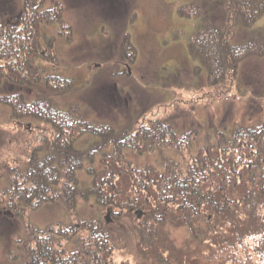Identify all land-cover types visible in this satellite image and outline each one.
<instances>
[{
	"label": "rangeland",
	"instance_id": "obj_1",
	"mask_svg": "<svg viewBox=\"0 0 264 264\" xmlns=\"http://www.w3.org/2000/svg\"><path fill=\"white\" fill-rule=\"evenodd\" d=\"M220 1L0 0V27L6 22L15 28V31L7 36L1 33L0 28V42L9 45L7 51L14 53L11 59L16 60L17 56L22 54L21 60H16L12 68L27 59L23 52L18 50L17 43L20 41V44L25 43V46H28L26 48L32 47L29 52L33 51V55L37 53L33 63L38 68L39 80L34 83L33 89L29 88L27 94H36L37 103L47 98V105L56 106L76 117L74 120H77V117L93 120L98 116L97 109L102 113L105 109V115L110 117L113 127H117L116 132L120 133L126 130L122 122L124 117L127 119L134 115L138 116L134 121L150 120L151 125L161 123L167 124L168 127L173 118V127L168 130L163 127L159 130V133L167 132V135L163 133L164 138L166 137L163 143L141 146L134 150L132 148L134 155H139L126 156L136 167L133 176L142 173V177L150 176L151 181L154 173L145 174V169L141 170L147 164L157 163L160 170L167 158L174 157L176 168L183 169L191 162H194V167L198 166L199 149L204 144L194 141L193 136H199L195 139H202L206 131L214 130L212 133H215L216 129L220 131L226 128L232 131L229 134L237 131L243 133L244 128L258 129L264 125V58L247 57L239 65L236 74L231 70L229 74L225 72L223 75L219 74L222 69L218 71L221 64L219 54L210 49L213 47L210 40L208 44L196 42L199 49L196 55H200V63L204 67L196 62L195 48L191 50L189 44L187 46L190 33L194 35L196 29L192 21H197L199 15L204 16V20L200 22L202 25H221L223 29H228L227 24L233 21L230 17L231 10ZM190 3H196L197 6L201 3L203 7L194 9L195 5H188ZM33 4L34 11L44 15L39 16L38 20L33 17L31 22L32 10H29L27 22L30 24L21 26L20 18L24 8H30ZM188 10H191L190 16L185 14ZM244 25L247 28L237 27L236 31L242 39L251 40L254 34L250 23ZM254 27H258V32L264 31V16ZM22 39L24 41H21ZM242 54L244 56L249 53ZM33 55L30 54V58H33ZM2 64L0 60V66ZM195 66H199L200 70ZM8 69L9 66L6 65L4 74L8 73ZM46 89L48 91H45ZM113 92L121 95L122 99L119 100L120 106L117 110L109 113L106 108L110 102L105 98ZM47 109L51 110L49 106ZM51 111L56 112L54 109ZM44 112L53 118V113ZM6 119L7 114L0 107V130L9 133L10 138L14 139L12 143L6 144V139L8 142L10 140L0 134V170L3 162L19 164L21 167L24 165L26 168L31 163L28 159L30 153L31 159H36L35 162L42 161V150L48 151L52 145L49 139L46 145L39 144L44 136L52 139L47 135L53 133V127L48 126H53L52 123L41 124L28 119L23 124L32 123V126L27 130L23 125V130H17L12 122L11 127L3 125ZM118 122L121 123L119 126ZM190 122L196 125L194 127L197 129L186 130ZM142 124H148V121H143ZM139 126V122H134L129 128ZM172 131L180 136L181 140L183 135H192L189 147L188 144H185L184 148L179 147L176 139L171 142V136L174 137ZM105 132L111 131L108 129ZM40 135L41 138H38ZM217 135L213 134L212 142L222 137H230L227 131ZM86 143V140L82 139L75 147L81 148ZM175 145L182 149L176 155L172 150ZM56 146L58 144L55 143V152ZM166 147L172 148L158 152ZM94 166L95 169H100L99 164ZM78 175L81 188L87 187L89 179L82 172ZM24 185L23 188L30 186L29 183ZM0 187H3L1 180ZM43 208L40 215L33 213L28 216L27 213V219L17 222L26 215L24 207L13 217L6 214L8 210L0 206V264H23L25 243L18 240L25 237V231L32 228V225L36 227L35 224L40 219V226L55 219L76 225L79 221L90 219H101L104 223L107 209L112 211L108 216L111 221L118 211L114 207L97 210L88 204L80 203L75 217L70 215V220L66 210L59 204ZM12 224L14 225L10 227ZM79 236L86 237L87 234ZM170 236L173 241L180 243L186 236V230H173ZM48 244L44 243L35 248L40 260L50 261L45 257V250L53 246ZM58 248L57 246L56 249ZM65 248L71 250L68 246ZM60 257L65 258V254L61 253ZM111 261L133 264L137 259L128 252L124 255L114 252ZM69 262L64 264H84L78 261Z\"/></svg>",
	"mask_w": 264,
	"mask_h": 264
},
{
	"label": "trees",
	"instance_id": "obj_2",
	"mask_svg": "<svg viewBox=\"0 0 264 264\" xmlns=\"http://www.w3.org/2000/svg\"><path fill=\"white\" fill-rule=\"evenodd\" d=\"M226 3L235 14L232 24H236V28H247L244 24L249 22L254 29V23L264 16V0H226ZM34 8V4L27 8L33 11L31 22L33 17L38 20L42 15ZM232 28L228 26L229 30ZM252 33L255 36L247 43L226 49L227 61L231 63L228 67L233 72L238 62L247 57H264V31L256 29ZM223 37L219 31V41ZM6 45L0 42L3 63L0 101L10 94L12 120L18 121L24 115L38 113L34 102L26 104L28 98L24 92L34 86L39 76L28 56L25 63L20 64L21 70L9 67L4 74L9 59V45ZM216 45L210 49L218 52ZM232 52L240 56H233ZM242 53L249 54L243 56ZM223 54L221 52V58ZM221 60L220 65H224L226 61ZM55 161L61 168L66 165V158L61 156ZM176 163L173 158L167 159L163 173L151 166L143 167L145 174L154 173L150 181V176L142 177V173L134 177L136 167L121 156L122 165L98 174L94 184L107 181L110 185L111 174L119 175L118 185L107 187V194L112 195L113 200L101 203L125 210L127 214L117 213L110 224L101 220L91 222L83 227L86 237L60 229L57 257L54 259L52 247L45 250V257L52 264L66 261L119 264L111 261L112 254L128 252L136 256L137 262L133 264H264V127L244 128L243 133L237 131L230 138H220L216 145H209L200 152L197 167L191 162L181 169L176 168ZM45 173L46 170L40 168L37 177L43 179ZM90 173L95 177V173ZM38 182L45 192L46 181ZM96 194L99 198L97 188ZM63 203L72 209L70 206L75 201ZM131 210L140 211V218ZM179 229H185L186 236L176 243L170 233ZM61 253L65 258L60 257ZM34 257L38 258V254L32 252L30 262L47 264L44 260L35 261Z\"/></svg>",
	"mask_w": 264,
	"mask_h": 264
},
{
	"label": "bare ground",
	"instance_id": "obj_3",
	"mask_svg": "<svg viewBox=\"0 0 264 264\" xmlns=\"http://www.w3.org/2000/svg\"><path fill=\"white\" fill-rule=\"evenodd\" d=\"M204 42H205L206 44H208V43H209V39L204 40ZM211 143H212V142H211ZM34 169H36V167H35Z\"/></svg>",
	"mask_w": 264,
	"mask_h": 264
},
{
	"label": "flooded vegetation",
	"instance_id": "obj_4",
	"mask_svg": "<svg viewBox=\"0 0 264 264\" xmlns=\"http://www.w3.org/2000/svg\"><path fill=\"white\" fill-rule=\"evenodd\" d=\"M140 130H145V128H144V127H142V128H140Z\"/></svg>",
	"mask_w": 264,
	"mask_h": 264
}]
</instances>
